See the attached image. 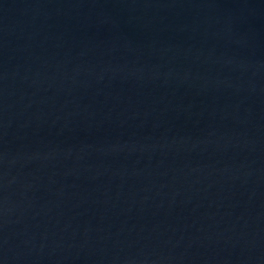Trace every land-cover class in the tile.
Returning a JSON list of instances; mask_svg holds the SVG:
<instances>
[{"label": "water", "instance_id": "water-1", "mask_svg": "<svg viewBox=\"0 0 264 264\" xmlns=\"http://www.w3.org/2000/svg\"><path fill=\"white\" fill-rule=\"evenodd\" d=\"M0 264H264V0H0Z\"/></svg>", "mask_w": 264, "mask_h": 264}]
</instances>
